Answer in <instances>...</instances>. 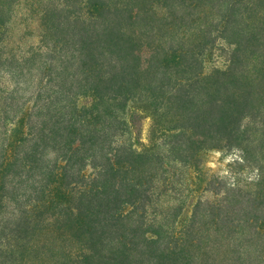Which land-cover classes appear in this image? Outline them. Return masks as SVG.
<instances>
[{"label": "trees", "instance_id": "16d2710c", "mask_svg": "<svg viewBox=\"0 0 264 264\" xmlns=\"http://www.w3.org/2000/svg\"><path fill=\"white\" fill-rule=\"evenodd\" d=\"M0 264H264V0H0Z\"/></svg>", "mask_w": 264, "mask_h": 264}, {"label": "rangeland", "instance_id": "374dc122", "mask_svg": "<svg viewBox=\"0 0 264 264\" xmlns=\"http://www.w3.org/2000/svg\"><path fill=\"white\" fill-rule=\"evenodd\" d=\"M20 7L16 9L13 14V20L10 29V40L14 41V45L19 46V49L26 50L31 45H37L39 41V29L37 23L32 20L36 19L35 13L32 9H28V2L22 1ZM32 18V19H31ZM18 41V44L15 42ZM10 43H12L10 41ZM239 153L237 151H230L225 149H205L199 152L196 156V163L199 171L203 173L204 177L208 179L211 177L215 181L227 180L234 181L238 184H243V179H248L255 174L254 171L241 169L240 161L237 160ZM174 172L175 181L180 180L183 174L189 173L191 169L178 167ZM90 169L87 168V171ZM199 170V171H198ZM199 172V173H200ZM173 187L179 189L182 185H177L174 182Z\"/></svg>", "mask_w": 264, "mask_h": 264}]
</instances>
